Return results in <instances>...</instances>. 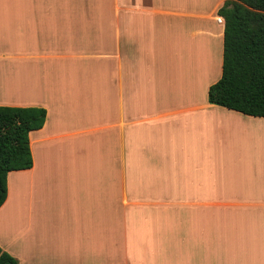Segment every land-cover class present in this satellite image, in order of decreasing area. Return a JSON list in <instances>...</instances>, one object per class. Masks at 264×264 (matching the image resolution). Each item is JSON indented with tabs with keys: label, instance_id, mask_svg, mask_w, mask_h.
<instances>
[{
	"label": "crops",
	"instance_id": "1",
	"mask_svg": "<svg viewBox=\"0 0 264 264\" xmlns=\"http://www.w3.org/2000/svg\"><path fill=\"white\" fill-rule=\"evenodd\" d=\"M225 1L0 0V105L47 110L0 207L19 264H264V117L208 100Z\"/></svg>",
	"mask_w": 264,
	"mask_h": 264
},
{
	"label": "trees",
	"instance_id": "2",
	"mask_svg": "<svg viewBox=\"0 0 264 264\" xmlns=\"http://www.w3.org/2000/svg\"><path fill=\"white\" fill-rule=\"evenodd\" d=\"M221 78L208 90L210 103L264 117V0H226ZM47 110L38 106L0 105V207L8 192V174L29 169L34 160L31 131L44 126ZM0 264H19L0 246Z\"/></svg>",
	"mask_w": 264,
	"mask_h": 264
},
{
	"label": "rangeland",
	"instance_id": "3",
	"mask_svg": "<svg viewBox=\"0 0 264 264\" xmlns=\"http://www.w3.org/2000/svg\"><path fill=\"white\" fill-rule=\"evenodd\" d=\"M208 22H209V19H208ZM209 25V24H208ZM208 37H209V35H208Z\"/></svg>",
	"mask_w": 264,
	"mask_h": 264
}]
</instances>
